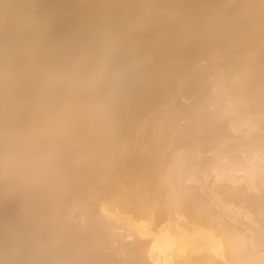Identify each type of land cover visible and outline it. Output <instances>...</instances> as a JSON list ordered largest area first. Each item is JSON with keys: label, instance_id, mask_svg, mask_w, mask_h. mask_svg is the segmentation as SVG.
Instances as JSON below:
<instances>
[{"label": "bare ground", "instance_id": "obj_1", "mask_svg": "<svg viewBox=\"0 0 264 264\" xmlns=\"http://www.w3.org/2000/svg\"><path fill=\"white\" fill-rule=\"evenodd\" d=\"M44 7L71 24L97 4L48 0ZM114 7L131 10L125 46L141 63L143 79L119 112L113 132L69 163L52 193L48 190L40 200L50 193L46 200L54 202V194H63L66 187L73 201H64V194L60 198L69 200V209L58 210L63 220L68 217L66 225L80 213L76 225L93 220L91 230L99 240L106 227L114 230L99 244L117 249L115 254L102 250L104 255L97 256L100 245L94 246V253L86 252V264H264L258 250L264 236V0H122ZM211 87L229 99L221 114L240 115L242 108L248 109L242 120L233 119L245 129L230 118L228 134L214 115H202L207 105L218 104L217 95L204 104L206 97H214L206 93ZM182 99L191 102L185 105ZM181 121L185 125L177 126ZM255 130L262 142L255 139ZM208 153L212 156L204 165L209 166L202 167L200 158ZM203 168L209 173L199 179ZM243 190L256 192L255 202L249 194L241 196ZM4 195L0 233L12 234L8 238L13 241L26 218L20 228L9 215L11 208L3 206L12 198ZM64 202L59 201L61 208ZM38 206L48 208L47 216L57 204L38 201L29 210L35 217L43 216L41 209L42 214L34 212ZM75 226H69L71 233L79 230ZM76 238L74 247L81 248Z\"/></svg>", "mask_w": 264, "mask_h": 264}, {"label": "clouds", "instance_id": "obj_2", "mask_svg": "<svg viewBox=\"0 0 264 264\" xmlns=\"http://www.w3.org/2000/svg\"><path fill=\"white\" fill-rule=\"evenodd\" d=\"M47 2L0 0V194L26 218L12 241L16 264H73L71 229L55 207L45 217L29 210L113 132L144 75L125 46L122 0H95L71 24Z\"/></svg>", "mask_w": 264, "mask_h": 264}, {"label": "rangeland", "instance_id": "obj_3", "mask_svg": "<svg viewBox=\"0 0 264 264\" xmlns=\"http://www.w3.org/2000/svg\"><path fill=\"white\" fill-rule=\"evenodd\" d=\"M212 81H213V80H211V81L209 80L210 83H212ZM209 82L207 83V85L210 84ZM213 82H214V81H213ZM214 83H215V82H214ZM214 83H213V84H214ZM213 84H212V85H213ZM213 86H214V85H213ZM208 87H210V86H208ZM213 88H214V87H213ZM213 88L211 87V89H213ZM214 89H215V88H214ZM214 89H213L212 92L210 91V89H209V91L207 90V92H206L207 95L210 93V95L213 94L214 97H212V96H211V97H208V98L206 97L207 100L205 99V102L203 101L204 104H209V103H207V102H210V104H211L212 102H214V100H215V96L217 95V94H215V90H214ZM216 91H217V93H218V95H217V97H216V98H218V100L216 101V103L218 102V104H216L217 106L215 105L216 108H215V107L210 108V107H208V105H207V107H206V109H205V111H207V113H205L204 110H203V114H202V115L209 114V113L212 114V115H214V117H215V119H216V123H217L216 125L221 126L223 129H226V128L228 127V124H226V122H227V123H228V122H231V119H232V121L236 122L235 125H238V126H239V125H240V124H239L240 121H238V120H242L243 115H245V113L248 111V109H246V108H242V111L240 110L241 113L239 112L240 115H237V113L234 112V111H232V113H229V114H227V113H222V114H221V112H224V111H225L224 106L226 107V105H228V103H229V99H228V98L225 99L224 97H226V96H224V97L221 96V95H220V92H219V90H218L217 88H216ZM214 94H215V95H214ZM222 97H223V100H222ZM211 98H213L214 100H212ZM183 100H184V99H182L181 101H183ZM220 100H221V101H220ZM187 102H188V103H187ZM190 102H191V99H190V100L188 99V100L183 101V103H184L185 105L190 104ZM223 103H224V104H223ZM210 104H209V105H210ZM219 104H220V105H219ZM222 104H223V105H222ZM218 105H219V106H218ZM205 106H206V105H205ZM222 106H223V108H221ZM217 107H218V108H217ZM239 107H242V105H240ZM213 108H214V109H213ZM226 108H227V107H226ZM237 108H238V107H237ZM221 109H222V110H221ZM238 109H239V108H238ZM214 110H215V111H214ZM234 110H235V109H234ZM238 111H239V110H237V112H238ZM244 111H245V112H244ZM217 113H218V114L220 113V115H218ZM247 113H248V112H247ZM247 113H246V114H247ZM235 115L237 116V119H238V120H237V119H236V120H233V119L236 118ZM222 116H223V117H222ZM217 117H218V118L220 117V119H219V120H221L220 123H219V120H217V119H218ZM221 117H222L223 119H221ZM230 118H231V119H230ZM228 119H230V120H228ZM222 120H223V121H222ZM226 120H227V121H226ZM243 120H245V119H243ZM217 121H218V122H217ZM237 122H238V124H237ZM180 123H182V124H180ZM222 123H223V124H222ZM221 124H222V125H221ZM180 125H181V126H180ZM184 125H185V124L183 123V121L177 123V126H179V127H183ZM241 126L243 127V125H240V127H241ZM237 128H238V127H237ZM243 128L245 129V126H244ZM244 129H242V131H243ZM226 130H227V129H226ZM226 130H225V131H226ZM228 130H229V129H228ZM228 130H227V132H228ZM239 130H240V128L238 129V132H239V134H240V131H241V130H240V131H239ZM257 131H259V130H257ZM236 132H237V131H236ZM238 132H237V133H238ZM254 132L256 133V134H254L255 139H256L257 136H258V134H257L256 130H255ZM260 132H261V131H260ZM180 133H181V132H179V134H180ZM229 133H231V132H228V134H229ZM179 134H178V135H179ZM233 134H234V133H233ZM233 134H231V135L234 136V137L237 136L236 133H235L234 135H233ZM241 134H242V132H241ZM241 134H240V136H241ZM235 135H236V136H235ZM179 136H182V134L179 135ZM238 136H239V135H238ZM261 136H262V135H261ZM259 137H260V134H259ZM259 137H258V138H259ZM176 138H177V137H176ZM258 138H257V139H258ZM178 139H180V138H178ZM181 140H182V139H181ZM261 140H262V138H261V139L259 138V140H257V141H261ZM176 141H177V140H176ZM179 141H180V140H179ZM179 141H178V142H179ZM261 142H262V141H261ZM210 154H211V153H210ZM210 154L208 153V154H206V155H208V156H205V157L203 156L204 159H203V158H200V159H202V161L200 160L199 163H200V162H201V163L203 162V165H201L202 167H203V166H209V165H204V164H207V163H208V161H209L208 158H209V155H210ZM211 156H212V155H210V157H211ZM206 157H207V158H206ZM210 161H212V160H210ZM209 164H210V163H209ZM202 167H201V168H202ZM202 170H203V171H201V172L199 173V174H200L199 179H200V178H202V179L205 178V175H206L207 173H209V171L206 170V169H204V168H203ZM197 177H198V176H197ZM209 181H210V179H208V182H209ZM62 190H63V189H62ZM62 190H61V191H62ZM59 191H60V190H58V191H56V192H59ZM65 191H66V187H65V190L62 191V192H64L63 194H60V193L57 194V193H56V195L54 194V197H53V195L51 194L50 197H53V199L55 198V199H54V200H55L54 202H52V201L48 202V200H46V199H48L50 193L48 194V196H47V198H46L45 200L42 199V200H39V202H43V204H47L49 207H53L54 205L56 206V204H57V207H56L57 209L55 208L57 211L60 210V209L64 210L65 208H66L65 211H67V210L69 209L68 206H69L70 203H68V206H67V202H68L69 200H68L67 202H64V201H66V199H69V198L71 199L70 196H69V198H68L67 195H66V194H71V193H67V191H66V193H65ZM49 192L52 193V190H50ZM47 193H48V192H47ZM47 193H46V194H47ZM46 194H45V195H46ZM64 194H65L66 196H64ZM248 194H249V195H248ZM254 194H255V195H254ZM254 194L249 193V192L246 191V190H243V191L241 192V196H246L245 198H247V195H248L249 197L251 196L250 200H252L253 202H255V199L257 198V194H256V192H255ZM45 195H43L42 197H44ZM57 195H58V196H57ZM5 196H7V195L5 194L3 197H5ZM56 196H57V197H56ZM62 196L67 197V198H63V199H65V200L63 201V200L61 199ZM8 197H9V196H7L6 200H8ZM45 197H46V196H45ZM60 197H61V198H60ZM56 198H57V201H56ZM53 199H52V200H53ZM59 199H60V200H59ZM12 200H13V199H12ZM12 200L9 199V201H10V205L7 204L9 201L7 202V201L4 200V201H5V205L3 204V206L5 207V206L7 205L8 208H9V207L11 208V209L9 208L10 210H12V211L9 210V211H10V214H9V215L11 216V219L13 218L12 220H15V218H16V221L18 222V226L21 228V225H20L21 223H19V222L23 220L22 217H23V218H25V217L22 215L23 213L20 215V212H21L22 210H21V211H18V208H20V207H19V204H18L15 200H13V201H12ZM58 200H59L60 202H61V201L64 202V204H65L64 207H62V208L60 207V206H63V205H61V204L59 205V204H58V203H59ZM4 201H3V202H4ZM70 201L72 202V201H73V198H72ZM6 202H7V203H6ZM55 202H56V204H55ZM0 204H1V203H0ZM14 204H15V205H14ZM1 205H2V204H1ZM17 205H18V206H17ZM58 205H59V209H58ZM42 206H44V205H42ZM48 206H47V207H48ZM38 207H39V206H38ZM40 207H41V206H40ZM40 207H39L38 209H36V211L34 210V212H40V213H41V211H43V212H42V213H43V216H42V217H44V216H45V213H48V212H44L45 209L43 210V209H41L42 207H41V208H40ZM67 207H68V209H67ZM32 208H34V207H32ZM0 209L3 211V208H0ZM4 209H5V208H4ZM6 209H7V208H6ZM40 209H41V211H40ZM47 209H48V208H46V210H47ZM32 210H33V209H32ZM37 210H38V211H37ZM46 210H45V211H46ZM49 210H51V209L49 208ZM52 210H53V209H52ZM9 211H8V213H9ZM14 211H18L17 214H15L16 212H14ZM60 211H61V210H60ZM65 211H64V212H65ZM12 212H13V214H12ZM49 212H51V211H49ZM62 212H63V211H62ZM30 213H31V212H30ZM40 213H39V215H40ZM42 213H41V214H42ZM58 213H59V215L61 216L62 213H60L59 211H58ZM74 213H75V212H73V214H74ZM76 213H77V212H76ZM78 213H79V212H78ZM5 214H6V213H5ZM31 214L33 215L34 213H31ZM68 214H69V213H68ZM79 214H80V213H79ZM79 214H78V215L76 214V216H78V219H77L76 216H75V217H74V216L72 217V216H70L71 214L68 215V216H70L71 218H73L72 220H74V221L70 220V222L68 221V223H71V224H69L68 226L71 225V226L73 227V226H75L76 224H78V221H77V220L80 219V218H79V217H80ZM2 215H4V212H3ZM37 215H38V214H37ZM6 217H7V216H6ZM6 217H5V218H6ZM17 217H18V218H17ZM36 217H39V216H36ZM81 217L83 218L82 215H81ZM9 218H10V217H9ZM63 218H64L63 221L65 222V218H68V217H65V216H64ZM71 218H69V219H71ZM74 218H75V219H74ZM82 218H81V219H82ZM263 218H264V217H263ZM24 220H26V219H24ZM85 220H86V219H85ZM87 220H88V218H87ZM87 220H86L85 222H87ZM7 221H8V220H7ZM16 221H15V223H16ZM83 221H84V218H83ZM83 221L81 220V222H83ZM91 221H93V220H89V223H88V222H87V223L84 222V223H85L84 225L79 223V224L81 225V227H79L78 225H76V226L74 227V228H76V227L78 226L79 228L77 227L76 229H79V230L73 229V230H76L77 232L75 231V233H73V232L71 233V236L73 235V236H72V239L74 240V239L77 237L76 239L78 240L79 244L81 243L80 246H82L81 248H80L79 246H75V247L73 248L74 251L72 250L73 252L71 253V255H73L74 257L71 258V260L74 259V260H75V261H74L75 264H76L77 262H79V261L81 262V264H83L82 261H84L85 264L88 263V262L90 263L89 259L86 260L88 257L85 258L86 255H87L86 252L88 253V252L90 251V253H94V252H95L94 246H95V248H98V246L101 244V241H100V240H102L103 237H105L104 235H105L106 233H108V232L114 231V230H110V231H109V227H106V229L103 230V231L105 232V234L101 237L102 239L100 238V240H99V237H100V236H97L96 234H95L96 236L93 235V231H94V230H91V229H93L92 226H93L94 224L91 225V224H90ZM8 222H9V221H8ZM22 222H23V221H22ZM24 222H26V221H24ZM79 222H80V220H79ZM11 223H12V222H11ZM15 223H14V224H15ZM91 223H92V222H91ZM72 224H73V225H72ZM16 225H17V224H16ZM24 225H25V224H24ZM82 225H83V226H82ZM262 225H263V226H262ZM87 226H88V227H87ZM260 227H262V229H263V231H264V228H263V227H264V224H261ZM22 228H23V227H22ZM22 228H21V230H22ZM82 228H83V229H82ZM86 229H87V230H86ZM0 230H1V229H0ZM78 231H79V232H78ZM81 231H82V232H81ZM88 231H89V232H88ZM106 231H107V232H106ZM263 231H262V233L264 234ZM87 232H88V233H87ZM118 232H119V231H117V233H118ZM6 233H7V234H5V235L2 234V232L0 233V234H1V236H0V241H1V243H2V245H1V243H0V250H2V248L4 247L3 250L0 251V257H2V258H0V263L2 264V262H3V264H5V263H6V264H13V263H15V261H16V259H17V257H16L17 255H16V253L14 252L12 241L9 240V238L12 236V234L9 236L8 232H6ZM10 233H11V232H10ZM91 233H92V235H90ZM113 233H114V232H113ZM262 233H261V234H262ZM80 234H81V235L84 234V236L86 235V236H87L86 239H85V237H83V236H80V237H79ZM261 234H260V235H261ZM263 234H262L261 236L259 235V237H262ZM100 235H102V234H100ZM257 235H258V234H257ZM257 235H255V237H256ZM13 236H14V235H13ZM91 236H92V237H91ZM107 236H108V235H107ZM1 237L3 238V242H2V238H1ZM8 237H9V238H8ZM89 237H91L90 240H88ZM95 237H96V238H95ZM4 238H7V240H9L10 243H8L9 241L5 240ZM107 238H108V237H107ZM12 239H13V238H12ZM94 239H96V240H94ZM262 239H263V242L261 241V244H262V245L260 246V248H259L258 250H261V251H260V252H261V255H264V254H263V253H264V247H263V246H264V236L262 237ZM262 239H261V240H262ZM93 240H94V241H93ZM5 241H7V242L4 243ZM97 241H98V242H97ZM99 241H100V244H99ZM88 242H89V243H88ZM126 242H127V241H126ZM3 243L5 244V246H7L6 248H5V246L3 245ZM82 243H83L84 245H83ZM92 243H93L94 245H92ZM96 243H98V244H96ZM87 244H88V245H87ZM95 244H96V245H95ZM9 245L12 247V249H10L11 247H10ZM115 245H116V244H115ZM92 246H93V248H91ZM103 246H105V245H103ZM103 246L100 245L99 250L96 249V251L99 252V254H97V256H98V255H99V256H100V255H101V256L104 255V253L102 252V250H103L104 252L107 251L108 254H109V251H110L109 249H110V248L107 249V248H106L107 246H105V247H103ZM78 247H79V248H78ZM85 247H86L87 249H86ZM262 247H263V248H262ZM83 248H84V250H82ZM7 249H8V251H7ZM9 249H10V250H9ZM77 249H78V251H77ZM91 249H92V252H91ZM4 250H5L6 252H5ZM11 250H13V253H12ZM75 250H76L77 252H76ZM85 250H86V251H85ZM100 250H101V252H100ZM3 251H4V252H3ZM116 251H117V249L114 250L113 252H112V250H111L110 252L113 253V254H115L114 252H116ZM1 252H2V253H1ZM3 253H4V255H3ZM76 253H77V254H76ZM90 253H88V254H90ZM96 253H97V252H96ZM105 253H106V252H105ZM79 254H81V255H79ZM84 254H85V255H84ZM116 254L118 255V253H116ZM1 255H2V256H1ZM11 255H12V256H11ZM77 255H78V256H77ZM95 255H96V254H95ZM106 255H107V254H106ZM80 256H82V257H80ZM109 256H110V255H109ZM112 256H113V255H111V257H112ZM12 257H13L14 259H13ZM71 257H72V256H71ZM77 257L80 258L78 261H76V260L78 259ZM119 257H120V256H119ZM119 257L114 256V258H119ZM10 258H11V259H10ZM15 258H16V259H15ZM75 258H76V259H75ZM83 258H84V260H83ZM120 258H121V257H120ZM120 258H119V259H120ZM81 259H82V260H81ZM4 260H5V262H4ZM116 260H117V259H116ZM8 261H9V263H8ZM74 262H73V264H74ZM117 262H119V260H117ZM120 262H121V259H120ZM122 262H124V261H122ZM15 264H16V263H15ZM118 264H119V263H118ZM120 264H121V263H120ZM122 264H124V263H122Z\"/></svg>", "mask_w": 264, "mask_h": 264}]
</instances>
